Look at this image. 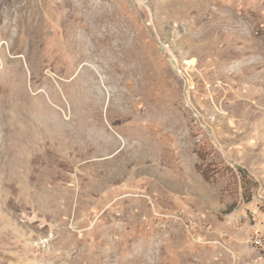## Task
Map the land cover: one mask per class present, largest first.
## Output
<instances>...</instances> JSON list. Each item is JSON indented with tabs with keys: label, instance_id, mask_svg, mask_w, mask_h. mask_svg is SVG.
Listing matches in <instances>:
<instances>
[{
	"label": "rangeland",
	"instance_id": "obj_1",
	"mask_svg": "<svg viewBox=\"0 0 264 264\" xmlns=\"http://www.w3.org/2000/svg\"><path fill=\"white\" fill-rule=\"evenodd\" d=\"M262 235L264 0H0V264H264Z\"/></svg>",
	"mask_w": 264,
	"mask_h": 264
},
{
	"label": "built area",
	"instance_id": "obj_2",
	"mask_svg": "<svg viewBox=\"0 0 264 264\" xmlns=\"http://www.w3.org/2000/svg\"><path fill=\"white\" fill-rule=\"evenodd\" d=\"M256 249L259 251L260 260L264 261V241L257 240Z\"/></svg>",
	"mask_w": 264,
	"mask_h": 264
},
{
	"label": "bare ground",
	"instance_id": "obj_3",
	"mask_svg": "<svg viewBox=\"0 0 264 264\" xmlns=\"http://www.w3.org/2000/svg\"><path fill=\"white\" fill-rule=\"evenodd\" d=\"M104 82H105V81H104ZM257 240L264 241V235H262V236L258 237V238H257ZM255 243H256V241H255Z\"/></svg>",
	"mask_w": 264,
	"mask_h": 264
}]
</instances>
